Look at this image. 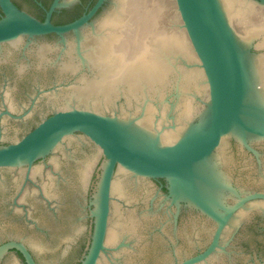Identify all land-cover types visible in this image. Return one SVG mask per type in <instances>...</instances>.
Segmentation results:
<instances>
[{
	"label": "water",
	"instance_id": "95a60500",
	"mask_svg": "<svg viewBox=\"0 0 264 264\" xmlns=\"http://www.w3.org/2000/svg\"><path fill=\"white\" fill-rule=\"evenodd\" d=\"M0 264H264V0H0Z\"/></svg>",
	"mask_w": 264,
	"mask_h": 264
}]
</instances>
